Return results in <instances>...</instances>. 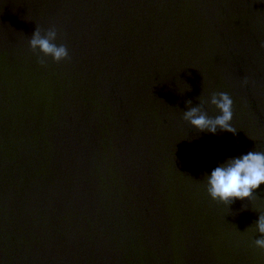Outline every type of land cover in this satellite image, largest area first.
I'll return each instance as SVG.
<instances>
[{
    "label": "water",
    "instance_id": "95a60500",
    "mask_svg": "<svg viewBox=\"0 0 264 264\" xmlns=\"http://www.w3.org/2000/svg\"><path fill=\"white\" fill-rule=\"evenodd\" d=\"M53 25L70 58L41 66ZM262 41L264 0H0V264H264V184L204 179L264 151ZM214 92L235 133L183 119Z\"/></svg>",
    "mask_w": 264,
    "mask_h": 264
},
{
    "label": "clouds",
    "instance_id": "9594fccd",
    "mask_svg": "<svg viewBox=\"0 0 264 264\" xmlns=\"http://www.w3.org/2000/svg\"><path fill=\"white\" fill-rule=\"evenodd\" d=\"M57 38L58 29L54 25L46 31L37 26L31 36L29 46L37 53L41 66H46L45 57H51L57 63L70 58L67 45H58L55 42ZM261 47H264V41ZM40 53L43 55L40 56ZM242 83L247 86L249 81L245 79ZM186 103L188 109L183 111V119L200 132L215 134L218 129L236 132L232 125L234 101L227 92L212 93L210 101L201 97L198 106H192L191 100ZM209 103L219 110V115H208L204 106ZM204 179L207 193L214 201L230 205L235 199L251 200L254 191L264 184V151L252 150L237 157H229L211 170L210 174L206 173ZM255 230L260 236L254 240V246L264 251V213H260Z\"/></svg>",
    "mask_w": 264,
    "mask_h": 264
}]
</instances>
